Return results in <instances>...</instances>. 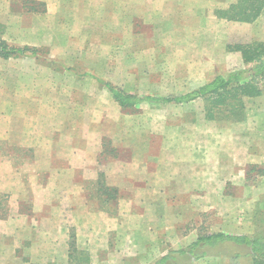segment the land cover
I'll return each mask as SVG.
<instances>
[{
  "label": "rangeland",
  "instance_id": "rangeland-1",
  "mask_svg": "<svg viewBox=\"0 0 264 264\" xmlns=\"http://www.w3.org/2000/svg\"><path fill=\"white\" fill-rule=\"evenodd\" d=\"M126 1L0 0V43L27 49L0 56V264H153L188 244L177 241L186 226L167 239L157 211L150 225L124 222L140 199L129 178L144 152L202 140L210 104L121 108L97 78L138 98H173L248 69L264 59V0L242 3L258 16L240 20L190 19L169 4L147 17ZM253 87L264 92V81ZM252 169L249 184L264 171ZM256 207L247 216L258 230L264 195Z\"/></svg>",
  "mask_w": 264,
  "mask_h": 264
},
{
  "label": "crops",
  "instance_id": "crops-1",
  "mask_svg": "<svg viewBox=\"0 0 264 264\" xmlns=\"http://www.w3.org/2000/svg\"><path fill=\"white\" fill-rule=\"evenodd\" d=\"M237 1L126 2H129L130 9L141 15L145 13L147 17H162L167 9L164 6L169 4L168 11L187 12V18L192 16L190 19H195V14H198L199 18L207 20L210 17L207 12H227ZM161 11L163 12L158 14ZM206 23L209 24L204 21ZM255 103L254 108L247 109L248 117L243 121L207 122L202 131V140L188 139L185 142H174V145L163 144L153 156L145 155L147 152L140 155L138 172H134L129 178L134 186L128 187L130 193L140 196L139 206L128 202L124 222L127 225L129 222L139 225L138 222L146 221L150 225V213L157 211L156 224L162 228L167 225L172 227L170 233L164 229L167 239L174 235L173 228L187 227L186 237L177 239L186 241L187 246L196 242L198 237L208 234L223 233L257 238L264 225L257 230L260 223L247 215L258 208V197L264 195V176L258 174L256 182L249 184L248 175L256 174L253 169L249 170L250 167H264V92H260ZM191 124L194 129L196 123ZM136 207L144 213L135 215ZM206 228L211 231H200ZM249 232L253 235L250 236ZM191 264H264V256L252 254L246 246L231 244L229 252L209 254Z\"/></svg>",
  "mask_w": 264,
  "mask_h": 264
},
{
  "label": "trees",
  "instance_id": "trees-1",
  "mask_svg": "<svg viewBox=\"0 0 264 264\" xmlns=\"http://www.w3.org/2000/svg\"><path fill=\"white\" fill-rule=\"evenodd\" d=\"M252 0H238L228 11V20H240L241 15L249 16L251 19L258 15H252V7H242L244 2ZM242 8V9H241ZM248 18V19H250ZM250 19V20H251ZM27 49L10 48L0 43V56L8 59L13 55H23ZM257 80L264 81V59L245 70H235L227 75H218L212 81L177 97H145L138 98L113 87L111 84L98 79L97 82L106 87L113 100L121 108H131L141 103L150 104H185L197 99L206 100L211 108L207 115L212 121L240 122L246 117V99H252L260 94V90H254ZM253 88V91H251ZM224 109V111H222ZM219 110V113H218ZM254 169V168H253ZM264 176V171L262 174ZM1 211V210H0ZM246 246L252 254L264 256V231L257 238L250 239L246 236H229L223 233L208 234L198 237L197 241L185 249L173 250L160 257L153 264H191L209 254H221L229 252L231 244Z\"/></svg>",
  "mask_w": 264,
  "mask_h": 264
}]
</instances>
